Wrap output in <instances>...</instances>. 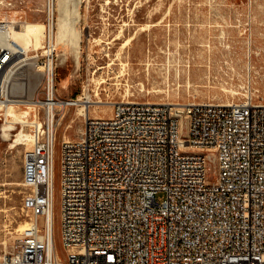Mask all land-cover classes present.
<instances>
[{"label": "built area", "instance_id": "1", "mask_svg": "<svg viewBox=\"0 0 264 264\" xmlns=\"http://www.w3.org/2000/svg\"><path fill=\"white\" fill-rule=\"evenodd\" d=\"M55 1L44 0V45L30 53L3 39L9 21L0 18V105L5 75L25 65L42 67L43 91L18 123L30 135L21 181L28 222L0 264H264V89L252 86L231 103L122 99L108 115H83L79 135L59 145L67 254L57 257V130L80 102L56 92Z\"/></svg>", "mask_w": 264, "mask_h": 264}, {"label": "rangeland", "instance_id": "2", "mask_svg": "<svg viewBox=\"0 0 264 264\" xmlns=\"http://www.w3.org/2000/svg\"><path fill=\"white\" fill-rule=\"evenodd\" d=\"M9 1L14 7L1 9V19L19 23L36 21L43 25L44 0ZM80 12L77 24L81 31L80 67L76 71L73 59L68 63L64 74L70 77L69 87L64 89L62 85L67 84L59 83L56 91L59 97H76L88 83L93 97L97 89L103 100L113 103L122 99L225 103L243 100L249 86L264 89V0H81ZM19 14L27 19L20 20ZM133 34L134 43L121 50V44ZM58 49L60 53L63 48ZM107 49L110 55L106 54ZM71 50L68 45L67 57ZM62 76L63 73L59 78ZM99 77L104 81L97 84ZM10 78L6 99L43 97L42 88H38L41 72L31 65H25ZM111 109L112 105L99 104L91 106L89 114L104 116ZM5 120V110L0 109V251L6 245L9 248L19 236L20 231L14 229L22 221H28L22 211L21 184L28 147L24 144L13 147L15 136L4 137ZM66 123L71 125L65 133L76 138L84 127L83 115H78L75 107L69 108L58 129L55 238L63 260L67 249L60 235L59 145ZM17 132L11 130V134ZM164 197L165 193L158 194L160 200Z\"/></svg>", "mask_w": 264, "mask_h": 264}, {"label": "bare ground", "instance_id": "3", "mask_svg": "<svg viewBox=\"0 0 264 264\" xmlns=\"http://www.w3.org/2000/svg\"><path fill=\"white\" fill-rule=\"evenodd\" d=\"M79 1L80 0H58L59 15H58V21H57V29H55V32H54L55 43L57 44L58 48L62 47L63 49H65V50H63V49L60 50L59 55L61 56L62 61L64 62L68 58L66 48L69 45L73 49L72 52L75 55L77 66L79 65V62H80L79 56L81 53L80 32L76 28V19H72V14L75 15V14L79 13V11H78ZM72 5L74 7L73 9H71ZM5 19H8V21H9V28L4 33L3 39L9 44V46L13 50H15V51L24 50V51H27L28 53H30V51L38 50L40 47H42L44 45V41H45V24H44V22H42L43 25L41 26V24L39 22H36V21H24V22L16 24V22H17L16 20H12L9 18H5ZM135 39H136V35H134V34L130 35L121 44L120 49L122 50V49H127L128 47L130 48V46L134 43ZM105 51H106V54L110 55V49L109 50L107 49ZM118 53H120V52H118ZM41 69H42V67L39 66L37 70L40 72ZM12 71L13 70L8 71V73L5 75L4 88H5L6 94L9 92V89L11 87L10 82H9V80L11 79L10 77L13 74L14 75L17 74V72L14 73ZM101 77H99L100 79H96L97 84H100L102 81H104V79H101ZM11 83H13V82L11 81ZM23 83H25V82H23ZM63 83L68 84L69 78L65 79L63 81ZM89 85H90L89 83L86 84V86L84 85L85 87H84L83 93L79 94L78 98L76 99V102H80L78 105L75 106V110H76V113L78 115H87L90 112L89 110H90L91 106H98L99 104L102 106L113 105L112 101L103 100L97 89H96V94H95L96 97H93V95L89 91V89H90ZM7 100L9 102H5V104L0 105V109H4L5 114H6V120L2 124L3 135H4V137L6 136L7 138H9L10 136H15L14 140H12V142H11V145L13 147H16L17 145H20V144H24L29 149L30 148V135H29L28 129L25 127L24 124L20 125V127H18V128H17V126H18V123L21 122L23 115H25L28 112H32L34 109H36L35 104L38 101V99L34 98L31 100H24V99L7 98ZM171 103L177 104V105L183 104L181 102H171ZM225 103H231V102H225ZM20 105H25V107L22 108ZM66 109L67 108L65 107V110ZM73 119L74 118H72L71 120H73ZM75 120H77V119H75ZM70 125H71L70 123L65 124V126L63 128L64 134H63L62 139H66V140L71 139L65 133L67 128ZM13 129H17L18 132L16 134H11V130H13ZM58 129H59V127H58ZM57 131L58 132H57L56 143H58V141H59V135H58L59 130H57ZM54 175H56L55 170H54ZM53 197H54V203H53V208L51 211V219H52V229H53V233H54L55 232V223H56L55 222L56 221L55 220L56 219V217H55V207H56L55 206V194ZM27 222H28L27 220L22 221L14 230L17 232L23 230L27 226ZM60 226H64V218H60ZM5 243H7V242H5ZM54 247H55V253H56L57 257L60 259V254L57 250L56 241L54 242Z\"/></svg>", "mask_w": 264, "mask_h": 264}, {"label": "water", "instance_id": "4", "mask_svg": "<svg viewBox=\"0 0 264 264\" xmlns=\"http://www.w3.org/2000/svg\"><path fill=\"white\" fill-rule=\"evenodd\" d=\"M80 7H81V0L79 1V4H78V11H79V13L78 14H75V15L72 14V19H76V28L81 33L80 29L77 26V24H78V22L80 20V16H81ZM73 8L74 7L72 5L71 6V9H73ZM55 12H56L55 29H57V21H58V15H59L58 0L55 1ZM59 54L60 53H59L58 46L55 43V70H56V73H55V85H56V91L58 89V84L60 83L62 85L63 84V81L65 79H68L69 78V83H70V77L67 74H64V70L67 68L68 63L73 59V61L75 63L76 71L79 70V67H80V62H79V65L78 66L76 65L75 55L72 52V50L69 53L68 59L66 61H64V62L62 61V58H61V56ZM57 68H58V72H57ZM62 73H63V76L61 78H59L60 75H62ZM69 83L66 86H63L62 85V87L64 89H68ZM65 98H71V97H65ZM176 113L182 115L183 114V111L178 110ZM183 124H184V133H186V119L185 118L183 120Z\"/></svg>", "mask_w": 264, "mask_h": 264}]
</instances>
